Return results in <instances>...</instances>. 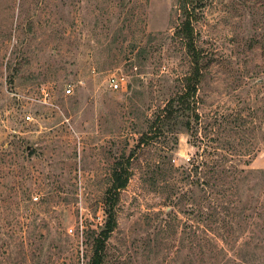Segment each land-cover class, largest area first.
I'll list each match as a JSON object with an SVG mask.
<instances>
[{
  "label": "rangeland",
  "instance_id": "obj_1",
  "mask_svg": "<svg viewBox=\"0 0 264 264\" xmlns=\"http://www.w3.org/2000/svg\"><path fill=\"white\" fill-rule=\"evenodd\" d=\"M203 1L198 117L161 130L177 0H0V264H89L127 157L102 264H264V0Z\"/></svg>",
  "mask_w": 264,
  "mask_h": 264
},
{
  "label": "trees",
  "instance_id": "obj_2",
  "mask_svg": "<svg viewBox=\"0 0 264 264\" xmlns=\"http://www.w3.org/2000/svg\"><path fill=\"white\" fill-rule=\"evenodd\" d=\"M203 0H177L176 10L181 17L180 23L175 29L176 35L183 41L185 50L191 59V69L182 77V90L171 96L160 111L155 115L153 122L158 129L170 124V122L184 117L186 128L190 121L198 117L196 111V92L203 79L200 68V53L195 45L194 21L197 20ZM144 134V133H143ZM114 162L111 171V179L105 191L103 224L95 231L92 252L89 264H102L105 243L111 232L117 225L116 204L121 189L125 188L130 178L129 157Z\"/></svg>",
  "mask_w": 264,
  "mask_h": 264
},
{
  "label": "built area",
  "instance_id": "obj_3",
  "mask_svg": "<svg viewBox=\"0 0 264 264\" xmlns=\"http://www.w3.org/2000/svg\"><path fill=\"white\" fill-rule=\"evenodd\" d=\"M107 82L109 87L112 90H120L122 88L123 84V76L122 75H116L114 73L108 75L107 77ZM73 92V88L71 85H67L66 88L64 89L65 94H71ZM29 117V116H27Z\"/></svg>",
  "mask_w": 264,
  "mask_h": 264
}]
</instances>
